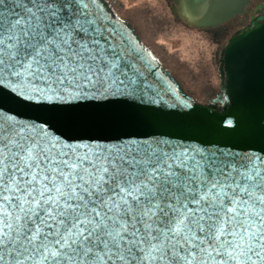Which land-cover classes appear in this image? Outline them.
Instances as JSON below:
<instances>
[{"label":"snow or ice","instance_id":"1","mask_svg":"<svg viewBox=\"0 0 264 264\" xmlns=\"http://www.w3.org/2000/svg\"><path fill=\"white\" fill-rule=\"evenodd\" d=\"M146 65L98 0H0V107L38 114L0 112V264H264V154L52 131Z\"/></svg>","mask_w":264,"mask_h":264},{"label":"water","instance_id":"2","mask_svg":"<svg viewBox=\"0 0 264 264\" xmlns=\"http://www.w3.org/2000/svg\"><path fill=\"white\" fill-rule=\"evenodd\" d=\"M244 1L232 7V0H189L185 10L198 28L211 27L236 14ZM98 3L150 61V67H144V76L152 98L74 100L70 107L80 114L81 121L74 128L57 125L53 132L77 136L86 143L167 139L264 154V15L238 30L222 49L218 66L220 93L214 105H203L189 97L175 77L153 60L134 30L114 18L103 2ZM0 112L18 114L22 120L38 115L20 109L7 96Z\"/></svg>","mask_w":264,"mask_h":264},{"label":"flooded vegetation","instance_id":"3","mask_svg":"<svg viewBox=\"0 0 264 264\" xmlns=\"http://www.w3.org/2000/svg\"><path fill=\"white\" fill-rule=\"evenodd\" d=\"M108 12L121 23L127 25L139 37L140 43L153 60L169 71L179 82L184 92L195 102L203 105H214L220 93L218 73L219 56L229 39L241 29L249 25L253 18L264 15V0H245L240 10L222 23L211 27L198 28L191 21L185 10L189 0H100ZM140 3L137 16L131 8ZM240 4V0H236ZM232 0V7L236 4ZM236 4V5H237ZM136 25H144L142 30L147 33L165 32L166 27L173 25L188 32L197 34L208 43L210 49L209 64L202 65V73L194 76L188 69L184 72L170 68L167 57L158 55L144 41L141 31ZM200 59H205L207 52L199 53ZM199 59V60H200Z\"/></svg>","mask_w":264,"mask_h":264},{"label":"rangeland","instance_id":"4","mask_svg":"<svg viewBox=\"0 0 264 264\" xmlns=\"http://www.w3.org/2000/svg\"><path fill=\"white\" fill-rule=\"evenodd\" d=\"M140 3L131 8V12L137 16ZM144 37V42L157 53L167 57L170 68L184 72L188 69L194 76L202 73V65L209 64L210 49L205 38L188 32L181 27L167 26L165 32L155 31L147 33L142 30L144 25H136ZM207 52L205 59H200L199 53ZM200 59V60H199ZM201 67H200V66Z\"/></svg>","mask_w":264,"mask_h":264}]
</instances>
